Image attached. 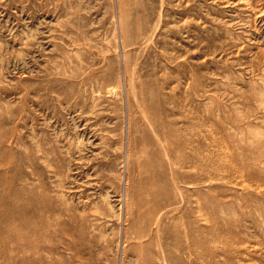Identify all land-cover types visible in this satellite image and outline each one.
I'll return each mask as SVG.
<instances>
[{"label":"rangeland","instance_id":"rangeland-1","mask_svg":"<svg viewBox=\"0 0 264 264\" xmlns=\"http://www.w3.org/2000/svg\"><path fill=\"white\" fill-rule=\"evenodd\" d=\"M0 264H264V0H0Z\"/></svg>","mask_w":264,"mask_h":264},{"label":"bare ground","instance_id":"bare-ground-1","mask_svg":"<svg viewBox=\"0 0 264 264\" xmlns=\"http://www.w3.org/2000/svg\"><path fill=\"white\" fill-rule=\"evenodd\" d=\"M258 92H260V91H258ZM262 95V94H261ZM184 209V208H183Z\"/></svg>","mask_w":264,"mask_h":264}]
</instances>
